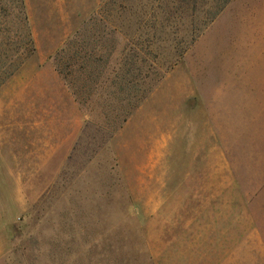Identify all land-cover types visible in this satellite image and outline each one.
<instances>
[{
  "label": "rangeland",
  "instance_id": "obj_1",
  "mask_svg": "<svg viewBox=\"0 0 264 264\" xmlns=\"http://www.w3.org/2000/svg\"><path fill=\"white\" fill-rule=\"evenodd\" d=\"M175 1L0 0V264H264V0Z\"/></svg>",
  "mask_w": 264,
  "mask_h": 264
},
{
  "label": "trees",
  "instance_id": "obj_2",
  "mask_svg": "<svg viewBox=\"0 0 264 264\" xmlns=\"http://www.w3.org/2000/svg\"><path fill=\"white\" fill-rule=\"evenodd\" d=\"M189 0H176L175 3H172V10L171 11H168L166 12L167 13V17L166 19L167 20H170V19H174V20H178L181 18V12L179 11L180 8L182 7V4L187 2ZM193 3L195 2H198V0H191ZM231 0H213L212 1V4H211V9H212V13L209 17V20L211 22V20H213V18L215 16H217L224 8L225 6L230 2ZM176 4V5H175ZM201 8H203V5H201ZM208 11V10H207ZM83 68H85L83 66ZM128 81H122L121 82V85H127ZM126 89H129V87L127 86ZM129 94V93H127ZM144 98V95H142L140 97V100ZM123 100H125V97H123ZM139 101V99H138ZM137 102V101H136ZM127 104H129V102H126ZM125 103V104H126Z\"/></svg>",
  "mask_w": 264,
  "mask_h": 264
}]
</instances>
